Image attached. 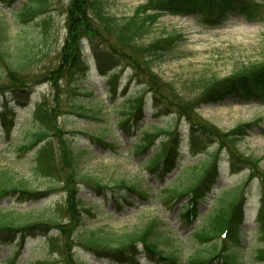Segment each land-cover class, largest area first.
<instances>
[{"label": "rangeland", "instance_id": "obj_1", "mask_svg": "<svg viewBox=\"0 0 264 264\" xmlns=\"http://www.w3.org/2000/svg\"><path fill=\"white\" fill-rule=\"evenodd\" d=\"M43 1L47 2V8L26 19L18 10L23 3L31 5L36 0H0V16L7 39L4 43L11 56L20 55L23 47H28L35 54V60L22 72L24 83L33 91L27 104L18 105V102L11 101L12 92L6 93L12 108L0 104V179L9 188L22 184L30 194L24 196L12 190L1 198L0 211L7 213L8 209H14L13 219L18 224L47 220L51 226L59 222L61 226L67 225L64 230L55 228L50 231L48 239H56L60 250L59 257L52 254L51 262L57 259L63 264H117L106 254H97L86 247L79 235L88 236L98 229L118 234L142 230L150 221L157 219L160 228L174 239L166 247L176 251L183 264H191L193 256L199 253L200 257H207L214 253L215 245H221L219 239L204 243L193 234L215 208L214 197L223 192L231 193L240 186L247 199L248 213L241 242L235 245V251L241 264H264V223L258 217L259 208H264V97L254 96L248 101L242 95L233 94L218 103L190 106L180 112L182 118L177 119L174 114L163 116L156 113L152 93L147 89V86L150 88L149 78H152L149 73H153L158 77L156 81L161 79L164 83H172L179 93L189 98L199 97L198 83L211 75L231 77L244 68L261 66L264 63V0H251L256 7L254 13L259 16L255 21H248L241 13L233 12L221 24L210 25L196 15L164 13L142 42L148 43L161 35L175 33L182 34L183 40L162 60H152V67L148 62L149 69L139 62L122 60L118 93L112 99L106 93L111 86L110 78L100 75L87 41L86 60L91 63L87 77L76 78V73L73 68L69 70L65 55L61 53L69 33L68 16L72 0ZM104 1L108 13L126 18L147 0ZM76 15L73 17L77 18ZM105 63L108 69L115 66L110 60ZM130 63L140 73L135 79H130L131 72H134ZM0 85L9 86L10 82L5 77ZM139 98L142 99L143 115L136 120L130 118L126 123V126L135 125L134 132L130 134L122 124ZM44 100L43 105L51 112V121L46 124L35 114L37 104ZM75 104H82L90 113H96V117H82L72 109ZM203 124L215 125L222 131L244 124H250V127L246 128L248 135L236 152L231 149L233 153L226 150L229 154L219 151L221 176L218 184L213 194L200 203L195 224L189 225L183 217L186 200L173 208L171 203L163 201L173 186H189V182H184L183 171L207 161L215 150V146H210L207 148L210 153H190L189 127L200 129L199 125ZM171 126H180L182 162L161 182L151 174L147 165L165 137V131L156 133V128ZM46 128H49V137L42 143L46 142V146L49 143L48 160L43 150L40 152L42 144L31 151L22 150L24 144L33 140L35 132ZM142 129L157 136L156 143L146 152L135 148V141L143 137L140 134ZM100 138L111 148L95 140ZM82 151L84 156L74 163L72 153ZM234 160L237 166L232 164ZM83 176L97 178L99 186L109 188L124 180L153 200L150 198L143 202L127 193L124 196L129 201L123 202L119 210L111 197L113 191L99 193L92 181L86 182L89 180ZM67 178L69 183L65 181ZM49 186L60 188L45 198L34 197ZM80 201L84 226L78 221ZM48 239L44 235L30 237L16 263H11L16 245L2 244L1 240L0 264H33L36 259L46 256ZM142 264L153 263L143 259Z\"/></svg>", "mask_w": 264, "mask_h": 264}, {"label": "trees", "instance_id": "obj_2", "mask_svg": "<svg viewBox=\"0 0 264 264\" xmlns=\"http://www.w3.org/2000/svg\"><path fill=\"white\" fill-rule=\"evenodd\" d=\"M7 1V0H3ZM10 1V0H9ZM251 0H147L146 3L140 4L134 13L126 18H119L116 15L108 13L104 0H72L68 16L69 33L65 40V46L61 52L65 55V61L68 63L69 70L73 68L77 77H87V69L89 68V60H86V42L92 53V57L98 64V68L102 74H108L111 78L116 79L119 70L110 71L106 67V63L110 60L115 67H121V61L133 60L145 65L147 63L152 67V60H162L169 52L173 51L183 40L182 34H167L149 41L142 42L145 35L149 32L164 13L172 14H197L201 16H211L210 22L221 23L229 14V12L237 11L244 14L245 17L254 19L256 14L255 5ZM9 4H13L9 2ZM47 8V2L36 0L35 3L28 5L23 3L18 10L23 18H29L36 15L39 11ZM77 14V18L73 16ZM0 16V82L5 77L9 80L10 85H0V104L6 108L9 100L7 92H12L13 100L19 104H26L31 97L32 91L28 85L24 83L25 78L22 72L29 67L35 60L33 50L23 47L18 56H11L8 46L4 43L5 25L2 23ZM76 20V21H75ZM113 45V47H112ZM7 46V48H6ZM118 48V52H117ZM7 56V58L5 57ZM68 57V58H67ZM118 57L119 59H115ZM178 57V55H177ZM6 58V59H5ZM131 62V63H133ZM130 63V64H131ZM132 65V64H131ZM133 66V65H132ZM134 72L131 77L139 76L138 69L133 66ZM149 69V68H148ZM151 69V68H150ZM150 88L140 79L147 89L152 93V101L157 112L163 115L174 114L177 118H182L180 112L186 111L191 107L200 106L201 104L217 103L224 100L230 94H241L246 98L264 92V63L261 66H252L244 68L239 74L231 77L219 78L215 75L202 80L198 84L199 97L189 98L179 93L172 83H164L155 74L149 73ZM152 85V87H151ZM27 90V91H25ZM25 91V92H24ZM20 92V93H18ZM117 92V88L110 87L109 94L112 96ZM23 93H25L23 95ZM264 95V94H263ZM41 101L37 105L36 114L40 120L46 124L51 121V112L43 105ZM72 106L82 117L90 115L96 117V113L88 111L82 104ZM129 118L135 117L140 119L143 115L142 100L139 98L133 104V110L129 114ZM128 119V117H127ZM129 120L124 121L128 123ZM200 129L191 126L188 137L191 144V150L204 151L206 145L215 146V150L211 153L209 162L201 163L200 167H188L184 170V182H189V186H173L168 198L164 203L177 199L179 201L186 200L183 217L188 223H192L198 214V206L200 202L207 196L212 194L216 184L220 178V169L218 153L221 150L229 149L236 152L238 145L248 135L247 127L250 124H244L230 131H222L215 125L203 124L199 125ZM49 129V128H48ZM47 128L37 131L33 134V140L24 144L22 150L29 151L39 144L43 147L40 152L48 157V145L42 143L49 137ZM164 130V129H161ZM164 140L161 141L156 153H153L149 162L148 170L160 180H164L173 172L181 160L180 138L178 127H168L165 129ZM160 132V130H156ZM152 138H148V137ZM145 138H140L135 142V147L139 152H146L149 145L154 142L155 135L145 133ZM100 139H95L105 145L106 148L111 146ZM210 153V151H207ZM84 151L78 154L72 153V160L78 161V158L84 156ZM212 158L214 160L212 161ZM233 165H237V161H232ZM91 182L99 193L104 190L113 191L112 199L121 203L126 201L125 194L131 193L134 196L148 199L150 196L144 194L135 185H130L126 181H121L112 188L108 186H99V179L89 176H83ZM69 183V178L65 179ZM58 186H49L45 191L34 195L37 198H45L53 192L59 191ZM12 190L22 195H29L27 188L22 184L14 188H9L7 184L0 179V200L4 195L9 194ZM74 191V190H73ZM71 191V193L73 192ZM228 194V195H227ZM240 187L231 193L223 192L218 194L215 201V208L207 215V220L202 228L198 229L195 236L200 241L206 243L211 240L221 239V245H215V251L207 257L193 256L191 264H203L204 262H212L216 258H222L225 264H240L239 254L235 251V245L240 244L242 226L245 222L246 205L245 199L241 198ZM32 197V196H31ZM31 197H27L31 199ZM82 201L80 206L79 222L83 220ZM264 206V203H263ZM14 209H8L7 213L0 211V241L2 244H15L13 252V263L19 259V254L25 247L30 237L37 235L50 236V231L55 228L65 229L61 223L53 226L49 225L47 220L33 223H16L13 219ZM260 221L264 223V208L260 212ZM81 227V226H79ZM78 227V228H79ZM224 235V237H222ZM79 239L89 249L98 252L97 254H106L118 263L138 264L141 256H146L151 260H155L157 264H178L179 255L176 251L169 250L166 245H171L173 238L171 235L160 228V222L155 219L150 221L142 230L125 232L118 234L114 231L98 229L92 231L88 236L79 235ZM47 254L41 261L33 262V264H63V262L53 259L52 254L56 253L60 256V250L57 248L56 239H48L46 242ZM55 257V258H58ZM25 264H29L26 262Z\"/></svg>", "mask_w": 264, "mask_h": 264}]
</instances>
